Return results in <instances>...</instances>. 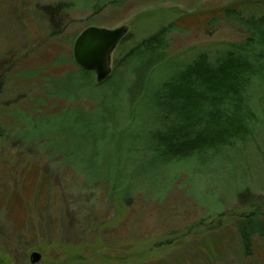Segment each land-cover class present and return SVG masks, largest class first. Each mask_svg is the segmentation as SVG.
I'll use <instances>...</instances> for the list:
<instances>
[{"label": "rangeland", "instance_id": "1", "mask_svg": "<svg viewBox=\"0 0 264 264\" xmlns=\"http://www.w3.org/2000/svg\"><path fill=\"white\" fill-rule=\"evenodd\" d=\"M232 7L264 16V0H0V107L9 109L0 145V264H31V251L40 253L38 264H264V236H254L245 254L230 222L242 210L235 192L247 187L264 197V121L243 144H221L225 159L209 167L190 156L123 179L109 167L110 179L92 185L58 151H41L53 142L60 151L86 147L98 125L119 114L115 88L123 74L96 86L93 72L73 61L84 28L127 26L109 62L111 72H123L125 51L168 23V57L187 59L201 49L216 58L244 34L225 14ZM130 92L138 97L140 83ZM262 106L264 116V96ZM70 109L80 117L71 133L45 118ZM23 128L33 143L15 135ZM110 130L102 138L111 148ZM110 148L107 158L96 154L94 169L112 158ZM71 159L79 168L91 162L79 153ZM125 181L130 191L120 200ZM126 256L135 258L127 263Z\"/></svg>", "mask_w": 264, "mask_h": 264}, {"label": "trees", "instance_id": "2", "mask_svg": "<svg viewBox=\"0 0 264 264\" xmlns=\"http://www.w3.org/2000/svg\"><path fill=\"white\" fill-rule=\"evenodd\" d=\"M224 11L243 28L241 40L231 43L213 59L201 49L191 58H172L167 56L166 49L169 42L167 34L174 26L168 23L125 51L119 65L125 67L123 72H127L126 75L114 66L103 82L95 84L101 86L111 82L115 74H123L121 84L115 88L119 114L107 123L98 125L88 141H83L87 143L86 147L82 142L83 148L75 145L70 150L66 146L60 151L53 142L41 151H58L66 162L84 173V179L91 185L110 179L109 167L112 173H119L121 179L123 173L128 172L131 176L137 170V174L145 171L147 175L171 161H184L190 156H197L194 165L200 164L202 167H209L219 162L220 158L225 159V153L220 152L221 144H243L261 128L264 121V16H245L233 7ZM167 64L170 66L166 69ZM136 83H140L139 95L137 99L130 98V91ZM124 90L130 100L128 112L120 102V93ZM7 109L0 107V145L8 136L3 124L4 115L9 114ZM74 109L62 115H46L45 118L53 120L51 125L55 129L66 128L71 133L79 130L77 124L80 117ZM126 114L127 119L124 120ZM108 127L115 135L111 148L109 142L102 138ZM124 128L126 133L121 138L119 134ZM23 134L24 128L15 135L22 138L25 144L34 142V139H27ZM109 148L113 153L112 158L108 163L102 161L100 167L94 169L96 154H105ZM75 153L87 156L90 164L77 167L71 159ZM104 157L107 158V154ZM130 187L129 182L125 181L116 192L120 200L128 197ZM232 197L242 210L234 214V221L230 222L243 252L249 254L254 236H264V197L247 187L235 192V197ZM222 216L223 213H220L222 219L219 223H223L225 216ZM133 258L126 256L124 260L130 263ZM140 259L143 261L145 257ZM64 261L57 264H65Z\"/></svg>", "mask_w": 264, "mask_h": 264}, {"label": "water", "instance_id": "3", "mask_svg": "<svg viewBox=\"0 0 264 264\" xmlns=\"http://www.w3.org/2000/svg\"><path fill=\"white\" fill-rule=\"evenodd\" d=\"M127 26L122 24L112 28L88 26L74 39L73 61L82 69L94 74L95 83L103 82L111 73V52L125 36ZM40 253L31 251L29 262L38 264Z\"/></svg>", "mask_w": 264, "mask_h": 264}]
</instances>
